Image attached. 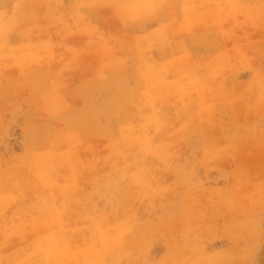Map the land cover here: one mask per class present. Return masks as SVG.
<instances>
[{
	"label": "rangeland",
	"instance_id": "374dc122",
	"mask_svg": "<svg viewBox=\"0 0 264 264\" xmlns=\"http://www.w3.org/2000/svg\"><path fill=\"white\" fill-rule=\"evenodd\" d=\"M0 264H264V0H0Z\"/></svg>",
	"mask_w": 264,
	"mask_h": 264
},
{
	"label": "bare ground",
	"instance_id": "6f19581e",
	"mask_svg": "<svg viewBox=\"0 0 264 264\" xmlns=\"http://www.w3.org/2000/svg\"><path fill=\"white\" fill-rule=\"evenodd\" d=\"M220 8V7H219ZM205 9V8H204ZM204 11V10H203ZM200 13H201V11H200ZM208 14V13H207ZM202 16H204V15H202ZM217 22V21H216ZM209 23V22H208ZM219 23V22H218ZM211 24V23H210ZM213 25V24H212ZM44 213V212H43ZM46 214V213H45ZM44 214V215H45ZM49 217H47V219H48ZM51 221H49V223H50ZM52 223V222H51ZM51 225V224H50ZM58 231V230H57ZM62 234V233H61ZM65 234V233H64ZM62 236V235H61ZM65 236V235H64ZM66 251V250H65ZM67 252V251H66ZM62 261H64V260H62ZM61 262V261H60ZM66 263V262H65Z\"/></svg>",
	"mask_w": 264,
	"mask_h": 264
}]
</instances>
